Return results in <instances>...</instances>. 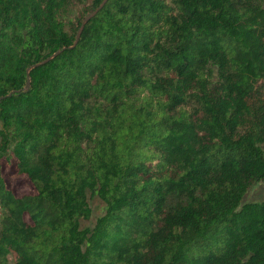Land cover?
Listing matches in <instances>:
<instances>
[{
  "label": "trees",
  "instance_id": "16d2710c",
  "mask_svg": "<svg viewBox=\"0 0 264 264\" xmlns=\"http://www.w3.org/2000/svg\"><path fill=\"white\" fill-rule=\"evenodd\" d=\"M102 2L0 0V264H264V0Z\"/></svg>",
  "mask_w": 264,
  "mask_h": 264
},
{
  "label": "rangeland",
  "instance_id": "374dc122",
  "mask_svg": "<svg viewBox=\"0 0 264 264\" xmlns=\"http://www.w3.org/2000/svg\"><path fill=\"white\" fill-rule=\"evenodd\" d=\"M79 12V9H75L68 17L76 16ZM261 148L264 150V144L261 145ZM3 173L5 175L7 187L16 195L21 196L24 194L33 193V188L27 178L23 176H16L13 174L10 165L4 161L3 162ZM264 198V184L261 182L254 183L246 193L243 203L248 202H260ZM89 206L91 209V218L88 222H84L85 226H91L95 218L100 216L104 210L103 203L97 198H89Z\"/></svg>",
  "mask_w": 264,
  "mask_h": 264
},
{
  "label": "water",
  "instance_id": "95a60500",
  "mask_svg": "<svg viewBox=\"0 0 264 264\" xmlns=\"http://www.w3.org/2000/svg\"><path fill=\"white\" fill-rule=\"evenodd\" d=\"M106 1H107V0H103L101 6L104 5V3H105ZM101 6H100V7H101ZM97 10H98V9H97ZM97 10H96V11H97ZM96 11L93 12L90 16H88L87 18H85V19L83 20V22H82V24H81V27H80V29H79V31H78L77 37H78V35L80 34V32H81L83 26L85 25V23L88 22V21L90 20V18L96 13ZM47 61H48V60H45V61L41 62L40 64H37L36 66H38V65H42V64H45ZM28 87H29V81H27L26 86H25V89H28Z\"/></svg>",
  "mask_w": 264,
  "mask_h": 264
}]
</instances>
